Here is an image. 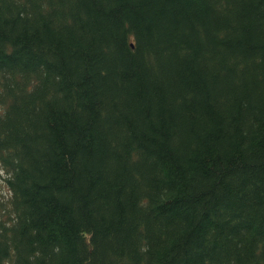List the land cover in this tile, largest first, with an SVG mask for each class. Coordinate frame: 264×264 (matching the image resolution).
Wrapping results in <instances>:
<instances>
[{"label": "trees", "instance_id": "1", "mask_svg": "<svg viewBox=\"0 0 264 264\" xmlns=\"http://www.w3.org/2000/svg\"><path fill=\"white\" fill-rule=\"evenodd\" d=\"M0 264H264V0H0Z\"/></svg>", "mask_w": 264, "mask_h": 264}, {"label": "rangeland", "instance_id": "2", "mask_svg": "<svg viewBox=\"0 0 264 264\" xmlns=\"http://www.w3.org/2000/svg\"><path fill=\"white\" fill-rule=\"evenodd\" d=\"M5 177H6L5 173L0 169V187L2 189L1 193H2L3 196L7 195L6 192L3 191L5 189V187H4V178Z\"/></svg>", "mask_w": 264, "mask_h": 264}]
</instances>
